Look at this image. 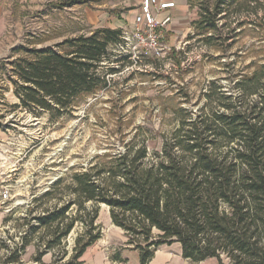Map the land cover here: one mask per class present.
<instances>
[{"label": "trees", "instance_id": "obj_1", "mask_svg": "<svg viewBox=\"0 0 264 264\" xmlns=\"http://www.w3.org/2000/svg\"><path fill=\"white\" fill-rule=\"evenodd\" d=\"M239 1L197 0L198 17L191 26L206 44L216 38L219 19L241 11ZM193 2L188 0L190 6ZM121 32V28L97 27L89 34L24 48L26 56L11 64L9 77L18 98L13 106L40 109L55 120L75 105L77 96L105 88L106 73L99 69ZM40 39L38 43L44 41ZM246 68L242 72L232 66L230 93L212 81L201 112L193 119L188 113L182 117L152 159L146 161L145 146H131L107 161L75 171L67 186L72 197L34 215L20 245L7 247L0 264H24L21 255L39 230L43 236L35 243L34 261L42 264V255L59 245L80 220L86 229L80 237L86 238L76 239L73 254L62 263L79 264L85 249L101 236L95 224L99 203L109 207L112 223L123 230L125 243L139 252L140 264H150L160 245L173 242L192 262L215 258L218 264H264V60ZM61 182L57 178L34 202L59 193ZM89 201L93 210L82 212ZM72 205L81 214H66ZM114 258L125 261L118 254Z\"/></svg>", "mask_w": 264, "mask_h": 264}, {"label": "rangeland", "instance_id": "obj_2", "mask_svg": "<svg viewBox=\"0 0 264 264\" xmlns=\"http://www.w3.org/2000/svg\"><path fill=\"white\" fill-rule=\"evenodd\" d=\"M67 1L0 0V138L12 137L23 163L16 176L17 195L10 204L12 209L5 212L0 208V258L5 256L7 247L20 245L28 224H34V215L61 206L72 197L67 186L75 171L107 161L112 154L123 153L131 146H145L146 161L152 159L153 152L173 136L182 117L188 113L193 119L201 112L212 81L230 93L232 66L244 72L247 65L264 60V0H240L241 11L230 12L229 17L218 20L216 38L210 44L191 26L190 19L198 17V3L194 0L193 9L186 13L185 27L177 24L175 31L166 36L169 25L166 26V47L161 55L149 50L130 51L120 41L109 45V58L99 69L100 74L106 73V87L77 96L70 110L51 120L49 113L40 109L13 106L18 98L9 77L12 60L26 56L24 48L42 46L44 41L59 42L82 32L89 34L97 27L119 28L115 23L116 11L136 2L125 0L124 5L122 0L66 4ZM250 8H255L256 13ZM132 21L125 20L120 28H130ZM188 33L192 35L190 39ZM38 38L44 41L38 43ZM108 67L117 71L105 72ZM57 178H62V182L59 193L53 195L56 197L34 202L51 189ZM93 207L90 201L85 202L82 212ZM95 208V224L99 225L101 235L110 237L113 225L109 207L99 203ZM29 209L32 211L28 212ZM76 209L72 205L66 214H81ZM85 230V225L77 220L60 244L42 255V264H62L68 260L76 239L86 238L80 237ZM42 236L39 230L30 237L32 240L21 255L24 264H38L34 261L38 251L35 243ZM169 248L172 258L166 264H218L215 258L192 262L181 256L176 244Z\"/></svg>", "mask_w": 264, "mask_h": 264}, {"label": "built area", "instance_id": "obj_3", "mask_svg": "<svg viewBox=\"0 0 264 264\" xmlns=\"http://www.w3.org/2000/svg\"><path fill=\"white\" fill-rule=\"evenodd\" d=\"M175 6L173 1L141 0L130 28H124L120 43L137 51H152L161 55L165 50L166 26L171 22V15L164 13ZM11 136L0 138V208L9 212L18 179L16 176L23 166L21 152L14 147ZM15 148V149H14Z\"/></svg>", "mask_w": 264, "mask_h": 264}, {"label": "crops", "instance_id": "obj_4", "mask_svg": "<svg viewBox=\"0 0 264 264\" xmlns=\"http://www.w3.org/2000/svg\"><path fill=\"white\" fill-rule=\"evenodd\" d=\"M141 0H136L132 6H128L125 10L123 8L119 11H116V26L123 27V22L128 20L130 23V19L133 20L134 15L138 11L139 3ZM164 1H173L175 6L171 9L166 10L164 13H169L171 15V22L168 24V31H166L167 35H171L172 32L178 27L177 24H180L181 27H185V20L187 18L186 13L188 10L193 9L192 6L189 5L188 0H164ZM122 3L125 4V0H122ZM197 16V13L196 15ZM196 17H193L191 22L195 20ZM74 36V35H73ZM56 43V42H54ZM51 43V44H54ZM43 45H50L43 42ZM12 44L9 46V49L12 48ZM41 46V44L37 45ZM112 229L110 230V237L105 238L101 235L93 244L89 245L82 255L79 258V264H140L139 261V252L136 249H132L130 245L124 243L126 241L124 238L123 230L114 225L112 223ZM176 244L178 247V251L181 254V246L178 242H173L171 245ZM118 254L120 258L125 261H120L119 259H115L114 255ZM171 249L169 245L162 244L160 247L156 249L154 252V256L150 262V264H160L165 262L166 264L168 259H171ZM209 259V258H208ZM159 260V262H158Z\"/></svg>", "mask_w": 264, "mask_h": 264}]
</instances>
